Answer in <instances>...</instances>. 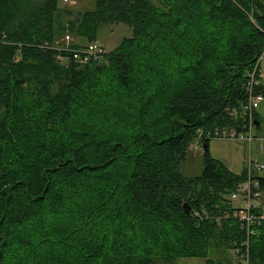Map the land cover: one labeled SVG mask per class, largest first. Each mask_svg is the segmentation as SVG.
Masks as SVG:
<instances>
[{"label":"trees","instance_id":"1","mask_svg":"<svg viewBox=\"0 0 264 264\" xmlns=\"http://www.w3.org/2000/svg\"><path fill=\"white\" fill-rule=\"evenodd\" d=\"M60 1L0 0V264H212L245 238L228 195L246 168L209 140L200 174L179 165L198 130L241 129L264 0ZM121 24L100 59L65 50ZM249 260L264 264V221Z\"/></svg>","mask_w":264,"mask_h":264},{"label":"built area","instance_id":"2","mask_svg":"<svg viewBox=\"0 0 264 264\" xmlns=\"http://www.w3.org/2000/svg\"><path fill=\"white\" fill-rule=\"evenodd\" d=\"M64 5H72L73 0H61ZM70 37L65 36V42L68 44ZM72 53L73 58L80 62L86 63L90 60L100 59L105 53V48L89 43L86 46L78 48H65ZM261 55L252 72L249 74L250 80L248 83V96L242 104V114L244 117L241 129L231 127H215L213 129L198 130L197 135L191 142V147L196 150L203 147L205 140L221 139L235 140L248 144L249 148L252 141L256 138L253 134L255 130L254 111L258 110L264 102V97L261 93L254 91L255 86L261 83V75L255 76L256 67L260 64ZM262 148V146H261ZM264 168L262 164H253L248 162L246 167V178L240 182L236 189L228 195L229 200L239 199L240 205L236 206V217L239 221L240 228L245 233V238L238 246L232 249L234 260L232 264H250L249 260V238L255 233V228L264 221V204L262 198L264 196V186L257 178L256 171Z\"/></svg>","mask_w":264,"mask_h":264},{"label":"rangeland","instance_id":"3","mask_svg":"<svg viewBox=\"0 0 264 264\" xmlns=\"http://www.w3.org/2000/svg\"><path fill=\"white\" fill-rule=\"evenodd\" d=\"M60 1V0H59ZM75 1L72 5H64L59 2L60 5L67 7H74L77 10H84L91 6L93 0H73ZM131 35V29L124 25L117 26H104L102 27L94 42L96 45L105 48L106 51H109L117 46L120 40L125 36ZM88 45V44H87ZM260 71H264V56L260 59ZM264 103L261 104L258 111L263 114L264 112ZM254 136L256 137L250 148L248 144L235 141V140H221V139H211L209 140V153L213 158L219 160L224 164L228 169L235 173H240L244 167H247L248 162L253 164H262L264 165V121L261 123L260 129H255L253 131ZM262 146V148H261ZM203 153L204 148L194 150L191 145L186 152L184 158L181 160L179 165V171L184 176H195L201 173L203 163ZM257 176L264 177V168L255 172ZM234 207L240 205L239 199L230 200ZM264 204V196L262 198ZM226 260L233 263L234 255L233 251L228 250L223 254H219L212 257V264H217V260ZM177 264H206L205 260L200 258H180L177 261Z\"/></svg>","mask_w":264,"mask_h":264},{"label":"crops","instance_id":"4","mask_svg":"<svg viewBox=\"0 0 264 264\" xmlns=\"http://www.w3.org/2000/svg\"><path fill=\"white\" fill-rule=\"evenodd\" d=\"M260 64H259V74L261 75V82L264 84V71L263 70H261L260 71Z\"/></svg>","mask_w":264,"mask_h":264},{"label":"water","instance_id":"5","mask_svg":"<svg viewBox=\"0 0 264 264\" xmlns=\"http://www.w3.org/2000/svg\"><path fill=\"white\" fill-rule=\"evenodd\" d=\"M254 123H255V128H257V127H258V122L255 120ZM203 148H204V149L206 148V145H205V144L203 145ZM184 205H185V204H184Z\"/></svg>","mask_w":264,"mask_h":264}]
</instances>
